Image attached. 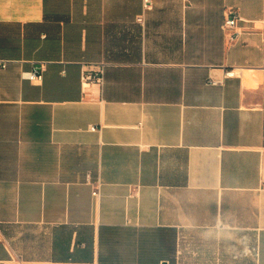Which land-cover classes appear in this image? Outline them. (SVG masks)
<instances>
[{
	"label": "crops",
	"instance_id": "0c3cea01",
	"mask_svg": "<svg viewBox=\"0 0 264 264\" xmlns=\"http://www.w3.org/2000/svg\"><path fill=\"white\" fill-rule=\"evenodd\" d=\"M150 1L0 0V264H264V0Z\"/></svg>",
	"mask_w": 264,
	"mask_h": 264
},
{
	"label": "built area",
	"instance_id": "2783aa9c",
	"mask_svg": "<svg viewBox=\"0 0 264 264\" xmlns=\"http://www.w3.org/2000/svg\"><path fill=\"white\" fill-rule=\"evenodd\" d=\"M144 3H145V8L146 9H150L151 8L152 4H151L150 0H145ZM239 20H240V18L237 15H235L232 12H230L228 14V17L226 18V20L224 22V26H223L224 30L225 31L234 30L236 28L237 22ZM237 36L238 35L234 33L233 35H231L230 40L231 41H235L237 39ZM2 67L5 68L6 64H3ZM43 72H44V68L43 67L35 68L31 72L24 73L23 74V78L26 79V80H29L30 82H42V80H43ZM227 75L228 76H235V73L234 72H229ZM102 82H103L102 76L100 75V73H97L95 71H86L82 75V85H83V87L90 86L91 84H95V83L102 84ZM210 84L211 85H218V82L211 80ZM96 130H97V128L94 127V128H92L91 131L95 132ZM93 195H94V197H97L99 195L98 189L94 190Z\"/></svg>",
	"mask_w": 264,
	"mask_h": 264
}]
</instances>
